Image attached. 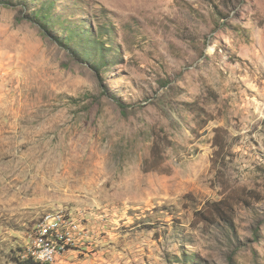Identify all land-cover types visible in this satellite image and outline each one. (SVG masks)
Instances as JSON below:
<instances>
[{
  "label": "rangeland",
  "instance_id": "obj_1",
  "mask_svg": "<svg viewBox=\"0 0 264 264\" xmlns=\"http://www.w3.org/2000/svg\"><path fill=\"white\" fill-rule=\"evenodd\" d=\"M59 208L49 264H264V0H0V264Z\"/></svg>",
  "mask_w": 264,
  "mask_h": 264
},
{
  "label": "built area",
  "instance_id": "obj_2",
  "mask_svg": "<svg viewBox=\"0 0 264 264\" xmlns=\"http://www.w3.org/2000/svg\"><path fill=\"white\" fill-rule=\"evenodd\" d=\"M87 235V228L71 212L61 208L43 213L33 225L25 259L49 264Z\"/></svg>",
  "mask_w": 264,
  "mask_h": 264
},
{
  "label": "trees",
  "instance_id": "obj_3",
  "mask_svg": "<svg viewBox=\"0 0 264 264\" xmlns=\"http://www.w3.org/2000/svg\"><path fill=\"white\" fill-rule=\"evenodd\" d=\"M117 100H118V99H117ZM118 103H119V105L123 108L122 103H121L120 101H118ZM217 204H218V203H217ZM217 204H216V205H217ZM217 211H218V209H217ZM217 214H218V212H217ZM17 263H18V264H43V263L35 262V261L31 260V259L18 260Z\"/></svg>",
  "mask_w": 264,
  "mask_h": 264
}]
</instances>
